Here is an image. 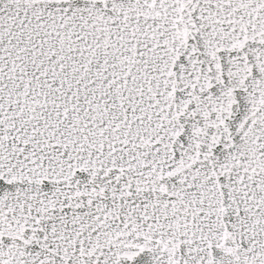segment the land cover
Masks as SVG:
<instances>
[{
  "label": "snow or ice",
  "instance_id": "snow-or-ice-1",
  "mask_svg": "<svg viewBox=\"0 0 264 264\" xmlns=\"http://www.w3.org/2000/svg\"><path fill=\"white\" fill-rule=\"evenodd\" d=\"M0 264H264V0H0Z\"/></svg>",
  "mask_w": 264,
  "mask_h": 264
}]
</instances>
